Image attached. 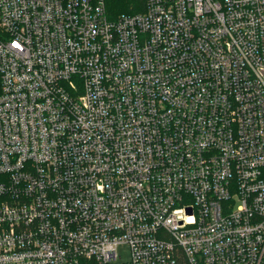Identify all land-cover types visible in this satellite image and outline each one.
<instances>
[{
	"label": "built area",
	"instance_id": "1",
	"mask_svg": "<svg viewBox=\"0 0 264 264\" xmlns=\"http://www.w3.org/2000/svg\"><path fill=\"white\" fill-rule=\"evenodd\" d=\"M0 264H264V0H0Z\"/></svg>",
	"mask_w": 264,
	"mask_h": 264
},
{
	"label": "trees",
	"instance_id": "2",
	"mask_svg": "<svg viewBox=\"0 0 264 264\" xmlns=\"http://www.w3.org/2000/svg\"><path fill=\"white\" fill-rule=\"evenodd\" d=\"M105 3L111 19L124 14L141 13L145 10V0H105Z\"/></svg>",
	"mask_w": 264,
	"mask_h": 264
},
{
	"label": "rangeland",
	"instance_id": "3",
	"mask_svg": "<svg viewBox=\"0 0 264 264\" xmlns=\"http://www.w3.org/2000/svg\"><path fill=\"white\" fill-rule=\"evenodd\" d=\"M118 253L121 256V261H128L131 258L130 249L127 245L119 246Z\"/></svg>",
	"mask_w": 264,
	"mask_h": 264
}]
</instances>
